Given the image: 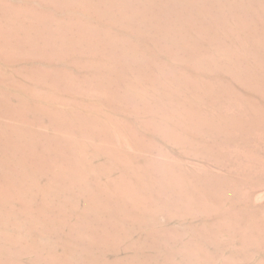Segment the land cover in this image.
Returning <instances> with one entry per match:
<instances>
[{
    "label": "rangeland",
    "instance_id": "rangeland-1",
    "mask_svg": "<svg viewBox=\"0 0 264 264\" xmlns=\"http://www.w3.org/2000/svg\"><path fill=\"white\" fill-rule=\"evenodd\" d=\"M0 43V264H264V0H0Z\"/></svg>",
    "mask_w": 264,
    "mask_h": 264
},
{
    "label": "bare ground",
    "instance_id": "bare-ground-1",
    "mask_svg": "<svg viewBox=\"0 0 264 264\" xmlns=\"http://www.w3.org/2000/svg\"><path fill=\"white\" fill-rule=\"evenodd\" d=\"M45 8H46V7H45ZM7 11H8V10H7ZM8 12H9V11H8ZM8 12H7V13H8ZM10 14H11V13H10ZM5 35H6V34H5ZM7 37H9V36H6V38H7ZM9 39H10V38H9ZM7 41H8V40H7ZM9 41H10V40H9ZM2 43H4V42H2ZM0 44H1V43H0ZM2 45H3V44H2ZM2 45H1V46H2ZM1 46H0V47H1ZM4 46H6L5 43H4ZM4 48H5V47H4ZM0 50L2 51V50H4V49H0ZM1 51H0V52H1ZM142 52H143V51H142ZM1 53H2V52H1ZM0 62H1V61H0ZM2 63H3V62H2ZM37 70H38V69H37ZM44 71H46V70H44ZM42 74H43V71H42ZM44 74H45V73H44ZM48 75H49V74H48ZM43 76H44V75H43ZM49 76H50V75H49ZM17 77H18V76H17ZM44 77H45V76H44ZM19 78H20V77H19ZM46 78H47V77H46ZM49 78H50V77H49ZM23 80H24V79H23ZM1 86H2V85H1ZM5 87H6V86H5ZM55 92H56V91H55ZM36 101H37V100H36ZM32 108H33V107H32ZM79 108H80V107H79ZM90 112H91V111H90ZM125 115H126V114H125ZM106 119H107V118H106ZM89 126H90V124H89ZM92 130H93V129H92ZM92 130H90V131H92ZM90 131H89V132H90ZM94 131H95V130H94ZM92 132H93V131H92ZM100 134H102V133H100ZM93 135H96L95 132H94ZM97 135H98V132H97ZM97 135H96V136H97ZM62 136H63V135H62ZM103 136H105V134H104ZM99 138H101V135H100ZM105 138H107V137L105 136ZM102 140H106V139H103V138H102ZM118 141H119V140H118ZM119 146H120V145H119ZM180 147H181V146H180ZM93 149H94V148H93ZM129 149H130V148H129ZM79 152H80V150H79ZM115 157H117V156H115ZM22 158H23V157H22ZM81 158H82V157H81ZM103 159H104V158H103ZM86 162H87V161H86ZM93 164H94V162H93ZM98 167H99L100 170H104V165H99ZM94 169L96 170V171H95V173H96L98 168H94ZM89 170H91V168H90ZM92 170H93V169H92ZM1 180H2V179H1ZM101 181H102V180H101ZM110 181H111V180H110ZM107 183H110V182L108 181ZM107 183H106V184H107ZM113 183H114V182H113ZM103 184H104V183H103ZM121 184H123V183H121ZM121 184H120V185H121ZM120 185H115V189H117V190L120 191V190L122 189V185H121V187H120ZM78 186H79V185H78ZM94 186H95V189H96V190H99V191L101 190V187H100L99 184H96V185L94 184ZM140 189H141V188H140ZM102 190L104 191V194H105V190H106L105 186L103 187ZM122 190H123V189H122ZM93 191H95V190H93ZM77 198H78V197H77ZM107 198H108V197H107ZM104 199H105V198H101V200H100V199L98 200L97 198H94V197H93V203H95V202L97 203L98 201L103 202ZM111 200H112V199H111ZM93 203H91V205H92ZM96 203H95V204H96ZM259 205H260V204H259ZM93 210H94V209H93ZM90 212H91V211H88V212L85 213V214H86V215H89V214H91ZM93 214H94V212H93ZM84 217H85V223H86V225H87V223H88V222H87V220H88L87 218H89V216H84ZM117 217H118V216H117ZM95 220H96V219H95ZM105 221H106V220H105ZM96 222H97V221H96ZM134 223H135V222H134ZM48 224H49V223H48ZM100 224H101V223H99V227H100ZM170 224H171V223H168V225H170ZM71 227H72V226H71ZM87 227H88V225H87ZM44 228H45V226H44ZM85 228H86V226H85ZM116 228H117V227H116ZM47 231H48V230H47ZM170 231H171V230H170ZM144 235H145V234H144ZM142 236H143V235H142ZM224 236H225V235H224ZM44 237H45V236H44ZM75 237H77V236H75ZM87 242H88V241H87ZM85 249H87V248H85ZM79 251H80V250H79ZM83 251H84V250H83ZM235 252H236V251H235ZM82 253H83V252H82ZM84 253H85V252H84ZM85 254H86V253H85ZM89 254H90V253H89ZM19 255H20V254H19ZM87 262H88V261H87ZM84 263H85V262H84ZM84 263H83V264H84ZM88 264H89V263H88Z\"/></svg>",
    "mask_w": 264,
    "mask_h": 264
}]
</instances>
